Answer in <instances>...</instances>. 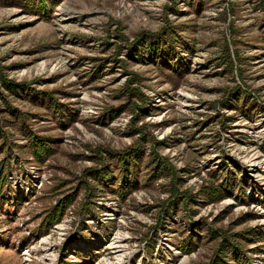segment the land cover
Listing matches in <instances>:
<instances>
[{
    "label": "rangeland",
    "instance_id": "374dc122",
    "mask_svg": "<svg viewBox=\"0 0 264 264\" xmlns=\"http://www.w3.org/2000/svg\"><path fill=\"white\" fill-rule=\"evenodd\" d=\"M0 264H264V0H0Z\"/></svg>",
    "mask_w": 264,
    "mask_h": 264
},
{
    "label": "trees",
    "instance_id": "16d2710c",
    "mask_svg": "<svg viewBox=\"0 0 264 264\" xmlns=\"http://www.w3.org/2000/svg\"><path fill=\"white\" fill-rule=\"evenodd\" d=\"M132 160H134V157H129V158H127V160L126 159H120L119 161L122 162L121 165H120V167H122L123 169H126V166L125 165H127V164L133 165L134 163H132Z\"/></svg>",
    "mask_w": 264,
    "mask_h": 264
}]
</instances>
